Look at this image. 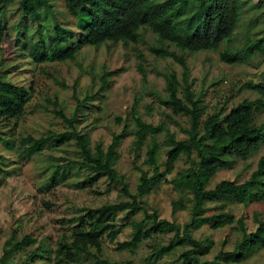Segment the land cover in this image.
<instances>
[{"label": "trees", "instance_id": "1", "mask_svg": "<svg viewBox=\"0 0 264 264\" xmlns=\"http://www.w3.org/2000/svg\"><path fill=\"white\" fill-rule=\"evenodd\" d=\"M55 6V0H0V55L11 29L24 31L26 41L23 50L28 52L23 54L36 64L74 60L78 50L85 45L137 43L142 30L151 29L159 39V45L152 46V52L160 58L171 57L184 68L183 81L179 80L175 72L165 74L168 94L162 103L172 108L175 114L188 116L189 126L184 129L187 136L177 138L166 123L155 126L146 122L138 113L135 103L132 115L138 127L134 140L136 159L150 138L147 157L143 161L148 168L140 166L138 195L146 196L161 180H167L184 156L189 159L187 172L198 177L189 186L192 194L188 199L191 209L189 222L182 227L176 222L159 219L156 214L145 210L137 196L130 192L128 182L117 168L120 136L116 135L105 149L101 143L93 146L90 133L78 129L76 124L82 109L93 95L80 98L74 92L76 109L72 116L68 117L62 109L59 111L68 124L65 131H52L39 137L26 135L20 137L18 142L17 137L7 134L5 129H13L9 126L13 120V126L17 125L32 98V88L8 79L1 70L0 141L7 148L15 150L21 161H28L45 149L62 148L71 143L77 148L78 154L70 157L67 163L51 165V173L43 187L50 189L57 186L61 179L68 178L75 169L84 174L82 180L76 183L81 189L93 188L105 177L109 181L108 187L121 186V191L129 196L128 200L83 208L82 212L70 218L68 229L61 234L54 250L56 261L60 264H134L132 260L116 261L105 255L99 228L114 222L120 213H136L140 209L144 210L145 217L130 222L132 237L119 242L118 249L135 251L142 243L155 239L159 234L174 232L167 245H152L154 250L151 258L182 249L179 256L184 264H218L222 258L235 264H244L248 254L264 250V217H260L259 213L254 216L257 223L255 230L244 231L232 250L220 251L213 260L202 259L209 253L213 241L209 238L197 239L190 232L193 227L199 228L205 223H211L215 229L234 223V215L223 210L227 205L264 203V156L244 182L224 179L211 187L212 180L221 170L230 169L238 158H250L264 145V122L258 124L256 121L257 114L264 111V83L248 84L258 93L257 98L243 99L228 110L222 106L203 118L206 113L203 93L197 94L192 90L184 56V53L219 51L221 59L227 63L241 61L240 54L246 57L260 55L264 59V35L252 41L248 39L238 51L232 48L221 50L223 44H231L246 1L65 0V9L73 18L76 30L60 21ZM13 15L18 16L16 20ZM30 20L38 24V40L30 38ZM253 24L256 25L257 21ZM140 70L146 80L147 73L142 64ZM104 83L103 88H106V80ZM161 133L171 139L166 160L162 163L157 140V135ZM8 164V157L0 154V173L9 174ZM161 165L164 169L160 168ZM178 176L183 178V171L178 172ZM172 181L179 185L177 176ZM185 205L183 201H175L173 212ZM218 208L221 210L207 214ZM18 229H14L5 240L0 264H34L41 259H52L48 255L51 249L44 242L29 233L19 236Z\"/></svg>", "mask_w": 264, "mask_h": 264}, {"label": "rangeland", "instance_id": "2", "mask_svg": "<svg viewBox=\"0 0 264 264\" xmlns=\"http://www.w3.org/2000/svg\"><path fill=\"white\" fill-rule=\"evenodd\" d=\"M245 1L246 6L233 40L230 45L223 44L221 50L232 48L233 51H238L248 39L252 41L264 35V1ZM55 5L60 21L76 30L73 18L65 9V0H55ZM13 17L16 20L18 16ZM255 20L256 25L253 24ZM29 24L30 38L38 40V24L32 20ZM32 35L35 37L32 38ZM24 36L22 29H11L6 35L0 55V71L3 70L2 73L8 79L32 88V98L24 114L16 126H13L14 120L11 121L9 126L13 129H5L7 134H13V138L17 137L19 142L20 137L26 135L39 137L52 131H65L68 124L59 111L62 109L68 117L72 116L76 109L74 92L80 98L93 95L92 100L86 102L82 109V115L76 124L78 129L90 133L93 146L101 143L105 149L119 135L117 168L128 182L130 192L137 196L145 210L156 214L159 219L176 222L182 227L189 222L191 209L188 199L192 196L189 186L198 177L187 172L188 157L184 156L175 171L167 176L168 179L161 180L149 194L142 197L137 191L140 166L148 168L143 161L147 157L150 138L143 146L140 157L136 159L134 140L138 127L132 115L135 103L138 113L146 122L155 126L166 123L177 138H185L187 134L184 129L189 126L188 116L175 114L172 108L162 103L168 94L165 74L175 72L179 80L183 81L184 68L173 58H160L152 52V46L159 45L158 36L151 29L144 28L137 43L85 45L78 50L74 60L41 64H36L23 54L28 52L23 50L26 41ZM184 56L192 90L197 94L203 93L206 108L203 118L222 106L228 110L243 99L258 97L256 90L251 89L248 84L264 83V59L260 55L246 57L240 54L242 60L235 63L223 61L219 51L184 53ZM141 64L147 73L146 80L140 70ZM104 80L106 88H103ZM256 121L258 124L264 122V111L257 114ZM157 140L162 163L166 160L171 139L161 133L157 135ZM76 150L75 144L71 143L62 148L45 149L28 161H21L15 150L7 148L0 141V154L6 155L9 162V167H6L9 174L0 173V255L5 240L14 229L20 228L19 236L29 233L51 249L48 255L52 259H41L34 264H60L55 259L54 250L61 234L68 229L70 218L82 212L83 208H96L102 204L129 199L121 191V186L108 187L109 181L105 177L93 188L81 189L76 183L82 180L84 174L75 169L68 178L61 179L57 186L50 189L43 187L51 173V165L67 163L70 157L78 154ZM263 156L264 145L250 158L234 160L230 169L221 170L217 174L211 187L224 179L244 182L257 168ZM160 168L164 169L162 165ZM180 171H183V178L178 176ZM176 176L179 185L172 181ZM175 201H183L186 205L173 212ZM217 210L221 209H212L207 214ZM223 210L234 215V223L217 229L212 228L211 223H205L190 231L197 239L209 238L213 241L209 253L202 259L213 260L220 251L232 250L244 231L255 230V213L264 217V203L255 202L248 206L235 203L227 205ZM144 217V210L140 209L136 213H120L114 222L102 225L99 231L102 232L105 255L116 261L132 260L134 264H184L179 256L182 249L159 258L150 257L154 250L152 245H167L174 232L159 234L155 239L142 243L135 251L118 249L119 242L132 237L130 222ZM263 262L264 250H259L248 254L244 264ZM218 264L235 263L222 258Z\"/></svg>", "mask_w": 264, "mask_h": 264}]
</instances>
